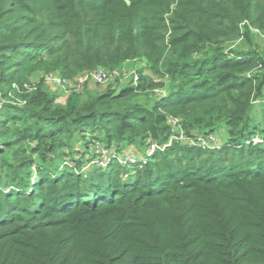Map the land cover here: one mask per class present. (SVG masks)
Segmentation results:
<instances>
[{"label":"trees","instance_id":"trees-1","mask_svg":"<svg viewBox=\"0 0 264 264\" xmlns=\"http://www.w3.org/2000/svg\"><path fill=\"white\" fill-rule=\"evenodd\" d=\"M0 264H264V0H0Z\"/></svg>","mask_w":264,"mask_h":264},{"label":"built area","instance_id":"built-area-1","mask_svg":"<svg viewBox=\"0 0 264 264\" xmlns=\"http://www.w3.org/2000/svg\"><path fill=\"white\" fill-rule=\"evenodd\" d=\"M128 74L123 73V77H126ZM91 79L94 83L98 84L99 86H104L106 85L108 82L111 81L112 79V74L110 72H108L105 69L99 68L93 72L90 73ZM132 79L134 81V83L138 80V74L137 72H134L132 75ZM88 76H84L82 78V80H86ZM47 80H49L50 82H53L55 84H57L58 86H60L62 88V90H64L65 92L68 91V86L67 82L61 78H59L58 76L55 75H48L46 77ZM77 87L80 86V83L76 84ZM171 139H175L174 136H172ZM178 140L181 141H188L189 143H192L193 141H195L196 145L202 146V147H217L218 145H216V142L214 143L215 139H214V135L213 134H209L208 136H201L198 137L196 140L193 139H188L186 138L182 132H179V136L177 138ZM253 141H259V139H253ZM171 142V140H169V143ZM152 148H154V145H152ZM100 154L101 156H103L104 154H106V150L103 148H100ZM140 159H135V157L133 156H128L125 160H123L121 162V160L119 159V162L123 165L128 164V163H135L136 161H139ZM102 161H98V163H101Z\"/></svg>","mask_w":264,"mask_h":264},{"label":"rangeland","instance_id":"rangeland-1","mask_svg":"<svg viewBox=\"0 0 264 264\" xmlns=\"http://www.w3.org/2000/svg\"><path fill=\"white\" fill-rule=\"evenodd\" d=\"M141 61H127V62H125L124 63V67H123V73H126V74H128L126 77H123L122 78V83H126L129 79H130V77H131V75L134 73V72H136V68H139L140 66H141ZM146 73H149V71H146ZM112 81V80H111ZM94 83V82H93ZM109 83V82H108ZM107 83V84H108ZM106 84V85H107ZM50 85V88L51 89H55V87L52 85V84H49ZM94 85H98V84H96V83H94ZM106 85H104V86H106ZM123 85V84H122ZM104 86H100V88H103ZM216 134H218V139L220 140H218V143H217V141H216V139L217 138H215L214 137V139H215V141H214V143L216 142L217 144L216 145H218L219 143H221V141H223L224 140V134L221 132V130H217L216 132H215ZM186 143H188V144H191V145H193V144H195V141H193L192 143H189L188 141H185ZM217 147H219V146H217ZM133 152V151H132ZM128 156H133L132 154H131V151L130 150H128V151H124L123 153H121L120 155H119V159L121 160V162L123 161V160H125ZM134 157V156H133Z\"/></svg>","mask_w":264,"mask_h":264},{"label":"water","instance_id":"water-1","mask_svg":"<svg viewBox=\"0 0 264 264\" xmlns=\"http://www.w3.org/2000/svg\"><path fill=\"white\" fill-rule=\"evenodd\" d=\"M126 1V3H129V0H125Z\"/></svg>","mask_w":264,"mask_h":264}]
</instances>
